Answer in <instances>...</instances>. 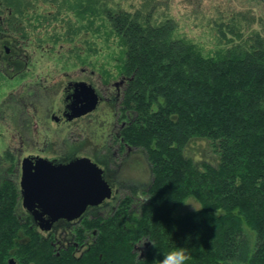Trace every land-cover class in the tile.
Segmentation results:
<instances>
[{
  "label": "trees",
  "instance_id": "1",
  "mask_svg": "<svg viewBox=\"0 0 264 264\" xmlns=\"http://www.w3.org/2000/svg\"><path fill=\"white\" fill-rule=\"evenodd\" d=\"M107 16L127 48L121 111L132 119L121 137L148 154V199L136 215L135 196L127 194L107 219L85 220L75 234L89 233L90 247L73 255V248L56 251L53 237L20 218L18 187L5 180L0 264H159L178 245L190 255L187 264H264V36L208 58L173 38L167 24L152 26L125 11ZM194 142L213 150L201 166L186 156ZM190 196L202 210L174 218ZM140 241L149 242L142 259Z\"/></svg>",
  "mask_w": 264,
  "mask_h": 264
},
{
  "label": "rangeland",
  "instance_id": "2",
  "mask_svg": "<svg viewBox=\"0 0 264 264\" xmlns=\"http://www.w3.org/2000/svg\"><path fill=\"white\" fill-rule=\"evenodd\" d=\"M117 11L136 17L140 14L141 20L152 26L173 27V38L190 43L208 58L217 57L220 51L241 44L258 32L264 36L261 0H0V21H5L9 33L30 55V69L21 78L10 80L0 72V185L16 178L18 161L22 164L30 155L51 161L86 157L118 176L121 198L125 199L127 194L135 196L131 211L138 214L141 204L148 199L154 177L144 149L129 143L120 145L116 140L114 118L118 121L120 117L119 125L132 119L121 112L122 102L113 104L115 107L107 117L102 111L108 103L103 102L92 116L69 124L55 120V115L64 110L62 83L84 76L100 87L106 97L105 89L123 75L127 48L107 16ZM233 32L236 36H232ZM82 68L86 74L80 72ZM38 75L47 80L44 85L52 87L53 98L40 106L36 103L49 110L37 117L34 100L27 98L22 110L20 103L24 88L34 85ZM20 88L21 102L17 97ZM212 151L208 143L194 142L186 156L201 166L206 159L213 158ZM186 202L201 209L195 210ZM201 210L200 201L190 196L173 212V217ZM247 231L256 239L252 231ZM39 233L50 238L49 232ZM148 243L138 242V258L145 255Z\"/></svg>",
  "mask_w": 264,
  "mask_h": 264
},
{
  "label": "water",
  "instance_id": "3",
  "mask_svg": "<svg viewBox=\"0 0 264 264\" xmlns=\"http://www.w3.org/2000/svg\"><path fill=\"white\" fill-rule=\"evenodd\" d=\"M99 102L92 86L76 85L69 120L93 113ZM112 193L102 168L90 158L57 163L36 156L22 162V207L30 214L32 225L41 231L48 232L60 220L80 221L89 207L102 206L112 198ZM9 264L17 262L11 259Z\"/></svg>",
  "mask_w": 264,
  "mask_h": 264
},
{
  "label": "flooded vegetation",
  "instance_id": "4",
  "mask_svg": "<svg viewBox=\"0 0 264 264\" xmlns=\"http://www.w3.org/2000/svg\"><path fill=\"white\" fill-rule=\"evenodd\" d=\"M6 23L2 19L0 21V72L2 75L6 76L10 80H15L17 78H21V75L28 73L30 69V55L26 54V50L21 48L20 41L12 36L9 33V26H5ZM81 73L86 74L85 69L80 70ZM68 76V75H67ZM38 75L35 79V83L32 86L25 87L22 96L23 101L21 102V88L17 92V97L20 100L21 110L24 108V101L28 99L34 100L35 103V109H36V116H41V114H46L49 110L48 109H41L39 106L43 101L48 102L47 100H50L53 98V89L51 86H48L47 84L44 85L47 80L44 78H39ZM72 79V78H71ZM39 81L43 82L41 84ZM80 83H86L94 88L96 93L99 96L100 102L97 110L101 106V103L107 102L108 107L102 111V113L107 117V115H110V111L113 110V104H120L122 101V98L124 97V93L128 84V79L126 76L122 75L120 77L119 81H115L112 84H109L108 88L105 89L104 93H106V97H103L104 94L100 87H96L95 84H92L90 80L87 78L80 77V78H74L72 80H69L67 84H61L60 88L64 89V110L58 112V115H55V120L63 123H71L74 120H69V118L72 116V110L71 106L73 103V95L76 91V85ZM104 84V83H103ZM105 85V84H104ZM115 87L114 89L112 87ZM27 88V90H26ZM59 88V89H60ZM28 101V100H27ZM51 101V100H50ZM36 103L39 104V106H36ZM96 110V111H97ZM45 111V112H44ZM96 111H94L91 114H88L86 116H92ZM122 112V111H121ZM128 118L130 119V114H126ZM84 116V117H86ZM117 118V114H115ZM83 118V117H81ZM78 118V119H81ZM118 117V121H119ZM132 118V117H131ZM131 120V119H130ZM118 121L114 118V130H117L116 132V140L120 142V145L124 144L125 141L121 137V132L130 125V121L122 122L120 125L118 124ZM108 124V123H107ZM104 127H106V125ZM110 128V124H109ZM126 146V144H125ZM121 148V146H120ZM29 157H36L33 155H30ZM75 158H60L59 160H56L57 163H68L70 161H73ZM19 164H17V170L15 173L17 174V177L10 178L9 180L13 181L16 186L18 187V193H19V206L17 209V212L21 217L29 218V222L31 223V216L30 214L22 207L21 208V178H22V164L21 161H18ZM104 172V178L109 183V185L113 189L112 198L107 201L105 204L99 207H89L86 214L80 221L76 222H69L67 220H60L56 222L52 228L48 231L50 238H54V242L52 245L54 246V249L56 251L61 250H70L73 248L74 252L73 255H82L89 247H90V239L92 238L89 233L84 234L83 236L75 234V230L78 229L80 226H82L83 222L85 220H99V219H107L111 213H115L117 211V208L119 207L121 201L123 199L121 198L122 193V183L118 180V176L109 168L103 164H99ZM19 179V181H18ZM120 198V199H119ZM22 213V215H21ZM107 215V216H106ZM32 224V223H31ZM35 230L39 232L41 229L37 226H34ZM96 231H93V234L96 235Z\"/></svg>",
  "mask_w": 264,
  "mask_h": 264
},
{
  "label": "clouds",
  "instance_id": "5",
  "mask_svg": "<svg viewBox=\"0 0 264 264\" xmlns=\"http://www.w3.org/2000/svg\"><path fill=\"white\" fill-rule=\"evenodd\" d=\"M186 203H190L195 210L201 209L197 208L196 204L192 202ZM149 240H151L153 244L155 243L151 238H149ZM189 259L190 255L186 247L178 245L166 250L162 255V259H160L159 264H187Z\"/></svg>",
  "mask_w": 264,
  "mask_h": 264
}]
</instances>
